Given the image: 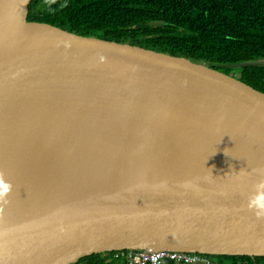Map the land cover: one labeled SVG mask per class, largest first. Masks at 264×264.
Returning <instances> with one entry per match:
<instances>
[{
  "label": "water",
  "instance_id": "1",
  "mask_svg": "<svg viewBox=\"0 0 264 264\" xmlns=\"http://www.w3.org/2000/svg\"><path fill=\"white\" fill-rule=\"evenodd\" d=\"M31 2L0 0V264H78L126 250L264 257V163L165 172L177 141L176 157L236 152L197 129L264 141V93L218 70L264 60L211 66L80 36L28 22ZM28 146L143 161L162 175L115 190L72 186L30 171Z\"/></svg>",
  "mask_w": 264,
  "mask_h": 264
},
{
  "label": "trees",
  "instance_id": "2",
  "mask_svg": "<svg viewBox=\"0 0 264 264\" xmlns=\"http://www.w3.org/2000/svg\"><path fill=\"white\" fill-rule=\"evenodd\" d=\"M154 21L163 26H150ZM28 22L209 65L264 60V0H32ZM264 93V68L218 69ZM227 264L264 257L219 256ZM78 264H121L102 255Z\"/></svg>",
  "mask_w": 264,
  "mask_h": 264
},
{
  "label": "bare ground",
  "instance_id": "3",
  "mask_svg": "<svg viewBox=\"0 0 264 264\" xmlns=\"http://www.w3.org/2000/svg\"><path fill=\"white\" fill-rule=\"evenodd\" d=\"M32 31L34 35L50 32L49 29L39 26H32ZM196 131L205 136H213L224 140V143L232 146L236 152L227 154L221 151H214L208 157H204V159L203 155L206 151L201 149L196 153H190L187 157L183 156L184 153L182 151V154L176 157L181 148L185 147V143L179 146L176 144L180 141L174 142L169 145L171 149L167 150L175 158L173 159L174 163L170 167H166L165 172L169 175L180 177L186 171L188 172L189 169H201L210 164L245 167L264 163V141H246L248 139L244 140L245 138L218 129L208 131L197 129ZM194 133L197 134L196 132ZM196 137L198 138V134ZM25 148L27 150L25 159L30 171L40 173L54 181L67 182L72 186L98 184L106 186L109 190H115L123 188L138 179L155 181L162 175L160 169L143 161L137 162L129 159L130 162H125L122 161L123 158L121 157L104 155H95L94 157L90 153L77 155L74 158L67 155L48 157L36 147L31 148L28 146ZM208 148V151L217 149L210 146ZM153 149V147L150 148L149 146L147 152L151 154ZM8 161L13 163L16 159L14 156H8ZM61 165H63L62 168H60Z\"/></svg>",
  "mask_w": 264,
  "mask_h": 264
},
{
  "label": "built area",
  "instance_id": "4",
  "mask_svg": "<svg viewBox=\"0 0 264 264\" xmlns=\"http://www.w3.org/2000/svg\"><path fill=\"white\" fill-rule=\"evenodd\" d=\"M103 258L121 264H227L219 256L176 251H117L102 254Z\"/></svg>",
  "mask_w": 264,
  "mask_h": 264
},
{
  "label": "rangeland",
  "instance_id": "5",
  "mask_svg": "<svg viewBox=\"0 0 264 264\" xmlns=\"http://www.w3.org/2000/svg\"><path fill=\"white\" fill-rule=\"evenodd\" d=\"M233 75H237L239 77V74L237 72H234Z\"/></svg>",
  "mask_w": 264,
  "mask_h": 264
}]
</instances>
